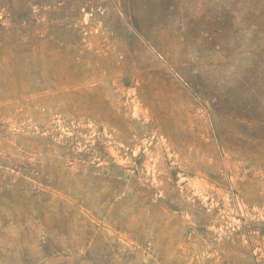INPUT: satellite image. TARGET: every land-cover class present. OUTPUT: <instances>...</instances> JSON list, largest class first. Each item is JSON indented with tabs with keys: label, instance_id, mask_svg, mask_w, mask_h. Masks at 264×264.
<instances>
[{
	"label": "rangeland",
	"instance_id": "374dc122",
	"mask_svg": "<svg viewBox=\"0 0 264 264\" xmlns=\"http://www.w3.org/2000/svg\"><path fill=\"white\" fill-rule=\"evenodd\" d=\"M0 264H264V0H0Z\"/></svg>",
	"mask_w": 264,
	"mask_h": 264
}]
</instances>
